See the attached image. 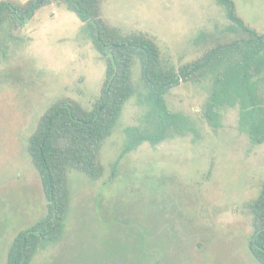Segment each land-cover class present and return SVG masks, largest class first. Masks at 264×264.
Listing matches in <instances>:
<instances>
[{
  "label": "rangeland",
  "instance_id": "1",
  "mask_svg": "<svg viewBox=\"0 0 264 264\" xmlns=\"http://www.w3.org/2000/svg\"><path fill=\"white\" fill-rule=\"evenodd\" d=\"M235 2L245 22L264 32V0ZM102 13L123 32L154 37L176 68L236 37L216 0H104ZM83 23L55 2L17 30L0 27V264L14 236L47 212L28 152L39 118L61 97L91 107L99 96L106 61ZM132 78L136 94L101 150L103 176L69 171L64 233L31 264H260L248 246L247 204L264 185V143L241 129L239 104L223 108L214 129L202 114L210 81L182 83L166 99L197 133L129 150L128 130L146 129L149 109L138 61Z\"/></svg>",
  "mask_w": 264,
  "mask_h": 264
},
{
  "label": "trees",
  "instance_id": "2",
  "mask_svg": "<svg viewBox=\"0 0 264 264\" xmlns=\"http://www.w3.org/2000/svg\"><path fill=\"white\" fill-rule=\"evenodd\" d=\"M216 1L224 7L230 31L236 37L213 44L201 56L176 68L162 57L154 37L141 31L123 32L110 24L102 13L104 0H0V27L8 22L16 30L42 7L55 2L65 4L84 22L83 30L106 61L100 93L91 107L61 97L41 115L29 137L28 152L40 175L47 212L14 236L7 264H31L38 251L62 237L70 209V170L92 179L103 176V144L136 94L132 78L135 61L147 91L148 127L129 128V150L143 142L154 146L171 136L196 132L187 116L170 109L166 96L182 83L205 80L211 84L202 114L209 125L217 129L222 109L239 104L241 129L254 144L264 143V32L245 22L235 0ZM247 207L253 218L249 250L257 262L264 264V185Z\"/></svg>",
  "mask_w": 264,
  "mask_h": 264
}]
</instances>
